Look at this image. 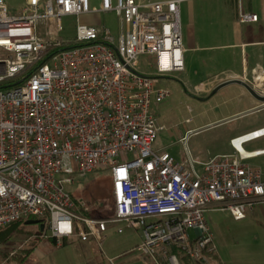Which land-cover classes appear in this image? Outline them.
Listing matches in <instances>:
<instances>
[{
  "label": "built area",
  "instance_id": "2783aa9c",
  "mask_svg": "<svg viewBox=\"0 0 264 264\" xmlns=\"http://www.w3.org/2000/svg\"><path fill=\"white\" fill-rule=\"evenodd\" d=\"M184 1L101 0L97 9L90 0H25L15 12L0 0V228L46 220L43 237L59 247L71 239L102 246L110 226L140 229L146 264H207L216 250L208 211L243 221L264 202L263 171L250 164L264 149L244 150L264 128L208 161L187 148L182 161L154 149L162 127L153 106L171 96L157 78L185 71ZM108 12L117 14L116 35L79 22L73 41L60 39L64 17ZM238 18L259 21L242 11ZM142 56L155 60V75L140 71ZM102 168L115 213L92 218L68 187Z\"/></svg>",
  "mask_w": 264,
  "mask_h": 264
},
{
  "label": "rangeland",
  "instance_id": "374dc122",
  "mask_svg": "<svg viewBox=\"0 0 264 264\" xmlns=\"http://www.w3.org/2000/svg\"><path fill=\"white\" fill-rule=\"evenodd\" d=\"M24 1L7 0V5L16 12ZM90 1L92 7L100 9L101 0ZM225 1L227 0H185L181 4L184 46L208 48L204 52H191L192 71L195 72L197 67L203 70L191 77L187 71H183L157 78V86L170 90L171 96L153 106L157 125L162 127L154 149L167 150L178 161L183 160L186 148L194 157L206 161L210 156L224 152L231 137L257 130L264 125V105L259 110L246 111L251 107V99L242 87L232 84L208 97L218 85L211 84L207 88L200 85L208 82L210 78H225L232 70L242 72L245 65L246 49L242 51L241 48L235 49L234 60L229 64L210 61L213 56L233 52L217 48L228 42L221 35L224 31L220 30L225 16L222 14L226 8ZM79 22L95 26L103 24L115 35L119 30L115 12L102 13L91 18L83 17L79 21L76 16H67L62 19L63 32L60 39L73 41ZM203 55H207V60L199 58ZM154 62L152 57L142 56L138 67L144 74L153 76L156 73ZM259 75L260 71L255 70L247 79L241 80L254 83L256 92L264 95V90L257 81ZM231 116L228 120L220 121ZM182 138H185V145ZM257 149H264V138L244 145L247 152ZM253 162L264 174V156ZM68 190L89 205L92 213L114 210L112 177L105 168L78 179ZM206 217L216 247L207 264H264V202L254 204V208L248 210L247 218L243 221H235L228 211L214 209L208 211ZM39 236V225L19 224L10 240L0 241V264H15L11 261L14 254L20 255L29 251L22 264H111L108 259L113 258L116 259V264L119 261L128 263L127 260L132 264L146 263L137 250L142 241L140 229H126L124 233L117 234L115 228L110 226L108 237L102 246L94 242L87 245L71 239L66 246L59 247L54 244L53 239Z\"/></svg>",
  "mask_w": 264,
  "mask_h": 264
},
{
  "label": "crops",
  "instance_id": "0c3cea01",
  "mask_svg": "<svg viewBox=\"0 0 264 264\" xmlns=\"http://www.w3.org/2000/svg\"><path fill=\"white\" fill-rule=\"evenodd\" d=\"M224 4L226 5V8H224L222 14L225 16L221 23L220 30L222 29V31H224V33H221V35H223L228 42L223 43L220 46H217V48H219L221 51L233 50V52L227 54H220L218 56H213L214 58L212 57L210 61L225 62L229 64L234 60L235 49L241 48L242 51H244L243 49H246L245 57H244L245 65L242 68V72H236L232 70L230 73H228V75L225 78L224 77H218L215 79L210 78L208 82L200 83V85L204 86V88L211 86V84L212 85L215 84V86H217L229 80H234V79L244 80L247 79L249 75L253 73V71L255 70L258 71V68L259 69L262 68L264 70V0H230V1L227 0L224 2ZM241 11L258 15L259 21L256 23H246V24L240 23L238 20V16H239L238 14ZM184 49L186 51L185 71H187L190 74V77L193 76V74L195 73L202 72L203 69L200 67H197L195 72L192 71L191 52L198 50L204 52L207 51L208 48L198 47V46L196 47L184 46ZM206 57L207 55H203L200 56L199 58L207 60ZM229 118H232V116L224 117L220 119V121H225L228 120ZM261 128H264V125L262 127H259V129ZM253 131H255V129L249 130L242 135L231 137L224 152L210 156L208 160L216 156L229 155L233 153L230 145L231 140ZM257 150H262V149H257ZM255 159L250 160V164H252L254 167L260 168L257 164L253 162V160ZM127 262L129 264L130 263L132 264V262L129 260H127ZM128 263H125L124 261L121 262L119 261V263L117 264H128ZM138 264H144V263H138Z\"/></svg>",
  "mask_w": 264,
  "mask_h": 264
},
{
  "label": "trees",
  "instance_id": "16d2710c",
  "mask_svg": "<svg viewBox=\"0 0 264 264\" xmlns=\"http://www.w3.org/2000/svg\"><path fill=\"white\" fill-rule=\"evenodd\" d=\"M73 198L75 201H79L78 197L76 195H73ZM113 205H114V210H111V211H100L99 213L97 211H94V213L91 212V210L88 212V215L92 218H110L112 216H114V213H115V202H114V199H113ZM106 212H109V214L107 215ZM29 220H38L36 218H28L27 220H21L17 223H14V224H11V225H8L6 227H1L0 228V241H6V240H10L13 236H14V232H16L19 224H26L27 221ZM41 223H43L45 225V229L44 231H42L41 229V226H39L40 228V236L39 237H43V234L47 231V226H46V220H40ZM44 241V240H43ZM53 242L54 244H56V241L53 239ZM67 242L65 241L64 242V245L63 246H66ZM30 252V251H29ZM22 253V254H14L13 255V258L11 257V261H14L15 264H22L27 256H28V253ZM9 259V258H8Z\"/></svg>",
  "mask_w": 264,
  "mask_h": 264
},
{
  "label": "water",
  "instance_id": "95a60500",
  "mask_svg": "<svg viewBox=\"0 0 264 264\" xmlns=\"http://www.w3.org/2000/svg\"><path fill=\"white\" fill-rule=\"evenodd\" d=\"M232 84L243 85V86H245V87L249 90V92H250L253 96H255V97H257V98L259 97V96L257 95V93H255V91L252 90V89H251V88H250V87H249V86H248L243 80H238V79L229 80V81H226V82H224V83L218 85V86L214 89V91L211 93L210 96H214V95L217 94L221 89H223V88L226 87V86L232 85ZM261 101H264V98H261ZM26 225H39V226H41L42 231H44V229H45V225H44L43 223H41L40 220H29V221L26 222Z\"/></svg>",
  "mask_w": 264,
  "mask_h": 264
},
{
  "label": "flooded vegetation",
  "instance_id": "af4514ba",
  "mask_svg": "<svg viewBox=\"0 0 264 264\" xmlns=\"http://www.w3.org/2000/svg\"><path fill=\"white\" fill-rule=\"evenodd\" d=\"M245 82V81H244ZM252 90H254L255 91V93H257L256 92V90H255V84L254 83H252V84H249V83H247V82H245ZM237 85V84H236ZM238 86H240V87H242L244 90H245V92L248 94V96L250 97V102L249 103H251V104H249V106H251V107H249L246 111H254V110H259L263 105H264V101H261V98H264V95H261V94H259V93H257V95L259 96L258 98L257 97H255V96H253L250 92H249V90L245 87V86H243V85H238ZM208 97H212V96H208ZM252 101L254 102L253 104H252ZM243 113V112H242Z\"/></svg>",
  "mask_w": 264,
  "mask_h": 264
},
{
  "label": "bare ground",
  "instance_id": "6f19581e",
  "mask_svg": "<svg viewBox=\"0 0 264 264\" xmlns=\"http://www.w3.org/2000/svg\"><path fill=\"white\" fill-rule=\"evenodd\" d=\"M257 81H258L259 87H261L262 90H264V75L258 76Z\"/></svg>",
  "mask_w": 264,
  "mask_h": 264
}]
</instances>
